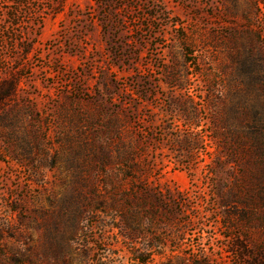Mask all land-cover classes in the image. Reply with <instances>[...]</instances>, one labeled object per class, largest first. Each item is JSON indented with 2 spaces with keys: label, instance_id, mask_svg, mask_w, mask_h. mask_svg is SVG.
<instances>
[{
  "label": "rangeland",
  "instance_id": "374dc122",
  "mask_svg": "<svg viewBox=\"0 0 264 264\" xmlns=\"http://www.w3.org/2000/svg\"><path fill=\"white\" fill-rule=\"evenodd\" d=\"M0 95V264H264V0H0Z\"/></svg>",
  "mask_w": 264,
  "mask_h": 264
},
{
  "label": "trees",
  "instance_id": "16d2710c",
  "mask_svg": "<svg viewBox=\"0 0 264 264\" xmlns=\"http://www.w3.org/2000/svg\"><path fill=\"white\" fill-rule=\"evenodd\" d=\"M14 86V84H10L9 88L12 89ZM5 97L0 95V102L4 99Z\"/></svg>",
  "mask_w": 264,
  "mask_h": 264
}]
</instances>
